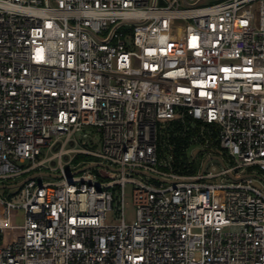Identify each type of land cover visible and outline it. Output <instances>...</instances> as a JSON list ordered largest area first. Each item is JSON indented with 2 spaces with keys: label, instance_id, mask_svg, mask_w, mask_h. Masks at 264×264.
I'll return each instance as SVG.
<instances>
[{
  "label": "built area",
  "instance_id": "built-area-1",
  "mask_svg": "<svg viewBox=\"0 0 264 264\" xmlns=\"http://www.w3.org/2000/svg\"><path fill=\"white\" fill-rule=\"evenodd\" d=\"M204 2L0 0V264H264V0Z\"/></svg>",
  "mask_w": 264,
  "mask_h": 264
},
{
  "label": "rangeland",
  "instance_id": "rangeland-1",
  "mask_svg": "<svg viewBox=\"0 0 264 264\" xmlns=\"http://www.w3.org/2000/svg\"><path fill=\"white\" fill-rule=\"evenodd\" d=\"M216 1H220V0H205L204 3H211V2H216ZM90 133V138L94 139L96 141V145L95 148L98 149V147L100 146L99 140H98V132L94 129V128H89L87 129ZM78 139H79V135H77ZM72 144H68L67 147H70ZM167 145L165 144L164 146L162 145L159 150H160V158L167 160L168 159V154L169 152L167 151ZM57 148V147H56ZM220 156L223 157V160L225 162V164H231L233 163V159H230L225 153L219 151L218 152ZM91 157V156H90ZM92 158V157H91ZM206 157L204 156H196L195 158H192V156L190 155V151L187 152V159L189 161H191V167L194 171H200L201 167H202V162ZM68 159V156H64L63 160ZM87 160L86 158H81L80 161H84ZM77 160L73 161L72 164L74 165ZM56 161L52 162V165H55ZM223 168V162L220 161L217 158H212L209 159L206 164H205V168L204 171L208 172L211 171L213 173H218L222 170ZM255 167L250 168L254 169ZM92 170L94 172H97V167L92 168ZM135 176L138 177V174H134ZM25 178V176L21 177V179ZM36 179L38 181H42V180H50V181H54L57 179V177H53V176H37ZM221 180V176H217V178L215 179H210L209 181H220ZM225 180V179H222ZM10 183V181H5L3 183H0V185H8ZM15 191L14 188H9V187H3L0 186V193L2 194H11ZM131 192H132V185L131 184H126L125 188H124V202H123V216L124 219L127 223L133 222L135 219V208L132 204V197H131ZM116 197V195H115ZM121 216V214H119V212L117 211V206H113V209L108 212L107 217H106V222H112L115 223L117 221H119V217ZM23 210L21 208H13L10 211V222L14 225H19L23 222Z\"/></svg>",
  "mask_w": 264,
  "mask_h": 264
},
{
  "label": "trees",
  "instance_id": "trees-1",
  "mask_svg": "<svg viewBox=\"0 0 264 264\" xmlns=\"http://www.w3.org/2000/svg\"><path fill=\"white\" fill-rule=\"evenodd\" d=\"M162 139L166 140L167 143L173 144V167L179 171H185L186 155L183 152V149L188 145V134L184 132L181 124L178 121H171L166 123L163 128ZM81 158H86L92 160L90 156L78 154L74 157L73 161L81 160Z\"/></svg>",
  "mask_w": 264,
  "mask_h": 264
},
{
  "label": "water",
  "instance_id": "water-1",
  "mask_svg": "<svg viewBox=\"0 0 264 264\" xmlns=\"http://www.w3.org/2000/svg\"><path fill=\"white\" fill-rule=\"evenodd\" d=\"M215 158H217V159L220 160V158H219L218 156H215ZM205 162H206V161H205ZM205 162L203 163V166H204ZM97 165H100V164H99V163H89V164H87L86 166H84L83 168H90V167L97 166ZM50 175H52V174H50ZM54 176H55V175H54ZM231 177H232V178H235V177L232 176V175H231ZM22 182H23V180L20 181V182H17L14 186H19V185H21Z\"/></svg>",
  "mask_w": 264,
  "mask_h": 264
}]
</instances>
